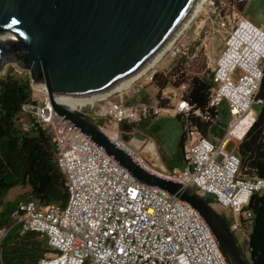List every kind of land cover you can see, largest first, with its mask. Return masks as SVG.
Here are the masks:
<instances>
[{"label":"built area","instance_id":"2783aa9c","mask_svg":"<svg viewBox=\"0 0 264 264\" xmlns=\"http://www.w3.org/2000/svg\"><path fill=\"white\" fill-rule=\"evenodd\" d=\"M241 1L202 2L214 14L218 28L225 31L211 70L214 86L209 104L222 100L228 112L218 141L193 122L192 118L209 120L210 113L189 103L182 84L168 87L173 101L169 106L124 99L129 87L140 92L141 79L152 82L161 58L187 55L188 46L178 38L179 33L127 86L76 103L112 142L144 167L147 164L133 146L137 145L135 139H122V124L162 111L178 115L184 132L182 164L156 172L147 166L226 208L230 217L225 219L232 231L246 230L251 216L249 199L264 190V178L241 175L240 156L235 149L226 148L228 141L237 145L255 118L253 103L259 102L255 96L264 61V23L243 16L238 9ZM30 84L31 98L21 105L17 120L22 130L36 123L50 134L56 164L66 178L67 198L64 203L50 204L28 197L19 200L9 215L11 223L0 226V241L13 224L19 232L44 234L48 252L37 264H229L208 224L193 207L131 175L71 121L52 110L44 83L30 79ZM114 92L120 97L111 98Z\"/></svg>","mask_w":264,"mask_h":264},{"label":"water","instance_id":"95a60500","mask_svg":"<svg viewBox=\"0 0 264 264\" xmlns=\"http://www.w3.org/2000/svg\"><path fill=\"white\" fill-rule=\"evenodd\" d=\"M195 0H0V60L14 54L33 83H44L52 110L138 180L166 190L208 224L229 264H252L241 253L227 220L193 188L137 163L112 142L87 112L56 97L102 93L140 69L180 26ZM122 139L147 135L123 127ZM251 260V259H250Z\"/></svg>","mask_w":264,"mask_h":264},{"label":"trees","instance_id":"16d2710c","mask_svg":"<svg viewBox=\"0 0 264 264\" xmlns=\"http://www.w3.org/2000/svg\"><path fill=\"white\" fill-rule=\"evenodd\" d=\"M244 4L245 0L239 2L238 9L242 10ZM152 83L157 87L156 98L161 107L167 103L161 98L162 89L168 83L182 84L183 95L189 103L210 113L209 120L192 118L203 134L224 126L217 119L218 102L209 104L214 86L212 71L207 77L186 75L177 62L166 73L157 71ZM30 98V78H19L12 73V68H8L0 77V226L10 221L9 215L19 200L28 197L41 204H50L64 203L67 198L66 178L56 164L50 134L36 123H32L27 130L19 126L17 119L21 105ZM255 98L259 100V108L252 124L236 145V152L241 159V175L264 178V61ZM175 116L181 123L180 117ZM183 142L182 129L177 142L178 165L183 161ZM14 185L28 186V195L18 194L13 200H4L7 190ZM247 209L251 214L247 226L251 263L264 264V190L251 195ZM39 235L36 231L20 233L18 225L13 224L0 241V264H37L38 259L48 252L46 241L38 238Z\"/></svg>","mask_w":264,"mask_h":264},{"label":"rangeland","instance_id":"374dc122","mask_svg":"<svg viewBox=\"0 0 264 264\" xmlns=\"http://www.w3.org/2000/svg\"><path fill=\"white\" fill-rule=\"evenodd\" d=\"M221 1L228 0H216L218 4H220ZM203 7L204 5L202 3L197 11L190 17L187 25L179 32L178 38L184 41L185 45L188 46L187 56H175L173 58L164 56L156 64L157 71L166 73L178 62L186 75L198 74L200 76H208V72L212 70L215 58L222 47L225 31L218 28L214 20V14H209ZM241 13L256 24H260L261 22L264 23V0H245ZM13 36H15V34L10 30L0 31L1 42L7 41ZM198 42L200 43L199 45H197ZM203 43H206V47H204ZM197 46L198 48H196ZM8 68H12V73L19 78H30L28 69L24 68L19 59L14 58V54L12 53L2 56L0 60V77L6 73ZM140 82L142 83V91L140 90V92L135 93L132 91V87H129L127 93L124 94V99L127 101L139 100L158 105L156 85L145 79H141ZM170 86L176 85L168 83L167 87L161 92V96L167 100L165 106H169L173 102L170 100V93H168V87L170 89ZM119 97L117 92L111 94V98L113 99ZM217 105L219 108L217 119L219 122L225 124L228 120L225 102L221 100ZM258 108L259 104L253 103V109L256 111ZM126 124L127 129L130 131H140L153 141L155 145L154 149L148 138L144 139L143 145L138 139H135L136 146L140 148H138V150L144 162L149 167L159 170V163H162L163 166L168 169L179 166L177 164L179 155L177 151V142L182 133V125L175 115L162 111L158 115L139 122L123 123L122 126L124 127ZM142 146L147 149H141ZM232 146H234L233 142L230 143L228 148ZM28 190V186L14 185L7 190L4 200H13L18 194H23L25 197L28 195ZM212 205L219 210L226 219H229L230 214L226 208L214 202H212ZM9 223L11 222L9 221L7 224ZM248 232L249 228L245 231L236 229L233 231V234L242 255L251 262L247 243ZM39 238L46 241L44 234H40Z\"/></svg>","mask_w":264,"mask_h":264},{"label":"bare ground","instance_id":"6f19581e","mask_svg":"<svg viewBox=\"0 0 264 264\" xmlns=\"http://www.w3.org/2000/svg\"><path fill=\"white\" fill-rule=\"evenodd\" d=\"M203 0H195L191 10L189 11V13L187 14V16L185 17V19L182 21V23L180 24V26L175 30V32L171 35V37L165 42V44L154 54L152 55L146 62L145 64L138 69L137 71H135L133 74H131L130 76L120 80L119 82H117L111 89L104 91L102 93H97V94H86V95H82V96H73V97H56V100L59 102H64L66 103L68 106L70 107H76V103L84 101V100H88V99H92L95 96L98 95H102L105 94L113 89H118L121 87H125L129 84V82L135 77L137 76L140 72H142L144 69H146L148 66L152 65L160 56V54L162 53V51L169 45V43L172 41V39L187 25L190 17L197 11V9L200 7V5L202 4ZM149 141L151 142V146L153 147V149L155 148V145L153 143V141L148 138ZM136 141V140H135ZM139 142L142 143V145L144 144V139L143 140H139ZM133 146H136L135 144H133ZM138 147V146H136ZM144 146H142L143 148ZM139 148V147H138ZM141 148V149H142ZM140 149V148H139ZM144 150V149H143ZM145 165V164H144ZM148 169V166H146ZM153 170V169H152ZM155 171V170H153ZM156 172V171H155Z\"/></svg>","mask_w":264,"mask_h":264},{"label":"crops","instance_id":"0c3cea01","mask_svg":"<svg viewBox=\"0 0 264 264\" xmlns=\"http://www.w3.org/2000/svg\"><path fill=\"white\" fill-rule=\"evenodd\" d=\"M262 23V22H261ZM142 91V90H141ZM140 96V95H139ZM127 101V100H126ZM136 101H139V100H136ZM135 100H133V101H127V102H130V103H132V102H136ZM225 105H226V103H225ZM169 114H172V113H169ZM227 114H228V112H227ZM173 115V114H172ZM224 127V126H223ZM223 127H218V128H215V129H213L211 132H208L207 133V136L209 137V138H211L212 140H214V141H218L219 140V138L221 137V135L223 134ZM232 141H228L227 143H226V148H228V146L230 145V143H231ZM234 143V142H233ZM236 147V145H235V143H234V146H232L231 148H228V149H234ZM142 149H147L146 147H143ZM235 150H236V148H235ZM155 162H156V158H155ZM155 164V163H154ZM146 165V164H145ZM147 166V165H146ZM180 166V165H179ZM179 166H177V167H179ZM164 166H163V164L162 163H159V168L160 169H162ZM175 168V167H174ZM153 170H155V171H157L156 169H153ZM38 238H39V236H38ZM41 239V238H40Z\"/></svg>","mask_w":264,"mask_h":264}]
</instances>
